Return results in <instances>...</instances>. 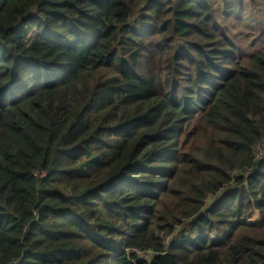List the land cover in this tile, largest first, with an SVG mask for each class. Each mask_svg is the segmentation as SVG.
<instances>
[{
  "label": "trees",
  "instance_id": "1",
  "mask_svg": "<svg viewBox=\"0 0 264 264\" xmlns=\"http://www.w3.org/2000/svg\"><path fill=\"white\" fill-rule=\"evenodd\" d=\"M263 12L0 0V264H264Z\"/></svg>",
  "mask_w": 264,
  "mask_h": 264
},
{
  "label": "rangeland",
  "instance_id": "2",
  "mask_svg": "<svg viewBox=\"0 0 264 264\" xmlns=\"http://www.w3.org/2000/svg\"><path fill=\"white\" fill-rule=\"evenodd\" d=\"M262 14H263L262 15V18L264 20V12ZM222 21H223V18H221L220 20H217L218 24H222ZM231 23H236V22L233 21ZM229 33H230V35L237 36L236 38L235 37H231L232 40L241 41V39H243L244 40V44H245L246 47L248 45H251L252 44V37H250V36L243 37L244 36V31L243 32H240V31H237V30H233V31H231ZM260 152L261 153H264V147L261 148V151Z\"/></svg>",
  "mask_w": 264,
  "mask_h": 264
}]
</instances>
